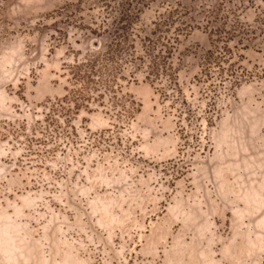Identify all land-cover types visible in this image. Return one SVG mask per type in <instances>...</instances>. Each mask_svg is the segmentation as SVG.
Returning <instances> with one entry per match:
<instances>
[{"label":"rangeland","instance_id":"rangeland-1","mask_svg":"<svg viewBox=\"0 0 264 264\" xmlns=\"http://www.w3.org/2000/svg\"><path fill=\"white\" fill-rule=\"evenodd\" d=\"M126 2L187 25L182 94L70 112L76 24ZM0 264H264V0H0Z\"/></svg>","mask_w":264,"mask_h":264},{"label":"trees","instance_id":"trees-1","mask_svg":"<svg viewBox=\"0 0 264 264\" xmlns=\"http://www.w3.org/2000/svg\"><path fill=\"white\" fill-rule=\"evenodd\" d=\"M110 11L114 16L107 23L90 21L75 26L82 42L92 44L76 51L66 67L69 87L62 101L70 105V112L97 106L115 111L119 117L131 116L133 108L122 82L134 79L137 73L156 86L161 96L168 97V89L181 95L170 60L187 25L179 23L173 28V37L163 38L164 27H173L172 22L143 28L137 23L141 9L127 2Z\"/></svg>","mask_w":264,"mask_h":264}]
</instances>
